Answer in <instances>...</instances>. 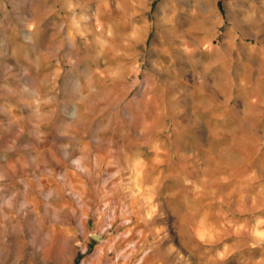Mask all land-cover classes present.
Wrapping results in <instances>:
<instances>
[{"label":"rangeland","instance_id":"374dc122","mask_svg":"<svg viewBox=\"0 0 264 264\" xmlns=\"http://www.w3.org/2000/svg\"><path fill=\"white\" fill-rule=\"evenodd\" d=\"M0 264H264V0H0Z\"/></svg>","mask_w":264,"mask_h":264},{"label":"bare ground","instance_id":"6f19581e","mask_svg":"<svg viewBox=\"0 0 264 264\" xmlns=\"http://www.w3.org/2000/svg\"><path fill=\"white\" fill-rule=\"evenodd\" d=\"M199 6V5H198ZM204 7V6H203ZM169 33V32H168Z\"/></svg>","mask_w":264,"mask_h":264}]
</instances>
